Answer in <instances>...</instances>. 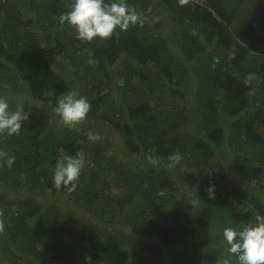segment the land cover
<instances>
[{"label":"trees","instance_id":"1","mask_svg":"<svg viewBox=\"0 0 264 264\" xmlns=\"http://www.w3.org/2000/svg\"><path fill=\"white\" fill-rule=\"evenodd\" d=\"M73 2L0 0V97L37 101L0 134V264H239L210 234L264 215V0H125L138 22L92 41L59 21ZM71 90L91 104L75 127L54 111Z\"/></svg>","mask_w":264,"mask_h":264},{"label":"clouds","instance_id":"2","mask_svg":"<svg viewBox=\"0 0 264 264\" xmlns=\"http://www.w3.org/2000/svg\"><path fill=\"white\" fill-rule=\"evenodd\" d=\"M138 20L135 9L129 7L125 0L112 3H106L105 0H74L71 10L61 14L59 18L61 24L67 23L74 28L77 38L82 41H92L96 37L107 39L117 28L125 31ZM90 109L88 99L71 90L57 100L54 111L64 125L75 127L85 120ZM30 115L31 113L26 112L23 107H18L15 111L10 110L8 99L0 97V134L7 136L16 134L22 128L23 122L29 120ZM89 139L96 140L98 137L89 136ZM3 157H6L4 163L8 167H11L16 159L6 152H0V158ZM175 159L179 160V156ZM85 162L83 153H77L75 156L66 155L59 159L53 172L55 187L70 186L69 190L74 191L77 186L75 181L80 176ZM5 175L6 178L0 181L1 186L11 183V174ZM208 192L210 197H214V186H210ZM3 230L4 223L0 221V231ZM222 231L229 244L228 251L236 254L239 264H264V215H256L255 222L226 224ZM217 264H233V257L225 255Z\"/></svg>","mask_w":264,"mask_h":264},{"label":"rangeland","instance_id":"3","mask_svg":"<svg viewBox=\"0 0 264 264\" xmlns=\"http://www.w3.org/2000/svg\"><path fill=\"white\" fill-rule=\"evenodd\" d=\"M29 30H33V27L32 28H30ZM42 47L44 48L45 47V41H43L42 40ZM45 49V48H44ZM115 81H117V77H115V79H114ZM3 96H5V97H9L10 99H12V100H15L14 102L15 103H19L20 105H25V103L22 101V100H24L25 102H27V99H28V97H27V94L25 93V92H23L22 94H21V92H18V93H16V95H13V94H9V92H5L4 94H3ZM166 96L165 95H163L162 96V101L164 100V98H165ZM21 100V101H20ZM32 104V105H31ZM30 105L33 107V105H37V101L36 100H34L32 103H31ZM31 106H28V107H25V108H27V111L28 112H32V108H31ZM118 105L116 106V107H114L115 109H118ZM119 110H121L120 112H121V119H123V117H124V112H123V109H119ZM56 124H58V125H60V123L58 122V123H56ZM223 159H225V157H223ZM229 159V158H228ZM212 162H214V161H212ZM259 167V166H258ZM250 170V172L249 171H247V173H245V174H243V175H241L240 177H238V178H236V181H235V183L237 182V183H239L240 185H244V187L246 186V187H249V185H250V182L252 181V179L253 178H255L254 180H256V182L261 178V176L259 175V171H258V168H257V166H253V167H251V169H249ZM237 175V174H236ZM236 175H234V176H236ZM255 182V181H254ZM8 183V182H7ZM245 183H247V185L245 184ZM252 184V183H251ZM255 184V183H254ZM236 185V184H235ZM9 186H12V183H8L7 184V186H2V188L4 189V188H7V187H9ZM185 193V192H184ZM60 206V207H59ZM59 206H57L56 208H58L59 210H60V208H63L60 204H59ZM86 213V212H85ZM62 215H65V212L64 211H62V209H61V216ZM89 216V214L87 215V217ZM95 216H96V214L95 215H93V217L95 218ZM95 219H97V218H95ZM130 228H132V226H130ZM222 231V228L220 227H218L216 230H214V232L213 233H211L210 234V237L212 238V237H214V236H216V237H218V235L220 234V232ZM214 244L215 245H218V246H224V248H226V247H228V242H227V240L226 239H219L217 242H214Z\"/></svg>","mask_w":264,"mask_h":264}]
</instances>
